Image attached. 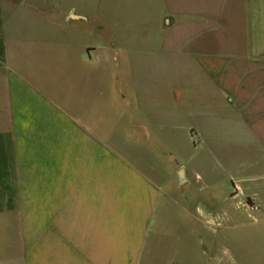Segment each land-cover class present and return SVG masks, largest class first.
I'll return each mask as SVG.
<instances>
[{
	"label": "crops",
	"instance_id": "0c3cea01",
	"mask_svg": "<svg viewBox=\"0 0 264 264\" xmlns=\"http://www.w3.org/2000/svg\"><path fill=\"white\" fill-rule=\"evenodd\" d=\"M188 138L264 220V0H0V264H243L153 235L202 176L150 154Z\"/></svg>",
	"mask_w": 264,
	"mask_h": 264
},
{
	"label": "rangeland",
	"instance_id": "374dc122",
	"mask_svg": "<svg viewBox=\"0 0 264 264\" xmlns=\"http://www.w3.org/2000/svg\"><path fill=\"white\" fill-rule=\"evenodd\" d=\"M85 38L78 37L82 40ZM130 38L122 37L124 43L135 44L134 39L131 41ZM76 53L73 48L72 54ZM178 144L180 145L162 149L160 152L154 150L150 154L158 169L167 173L177 166L176 162H179L186 167L190 165L191 169L193 167L202 178L196 181V185L190 188V191L188 187L184 191L183 202L188 207V213L182 216L181 211L167 207L165 197L161 198L153 235L173 242V239L178 237H188V248L192 252L201 251L209 259L217 252L222 253L221 241L227 238L230 242L229 248L241 256V263L264 264V220L256 222L246 214L243 216L237 210V204H233L231 208L232 204L226 197L229 192L226 188H229L230 184L225 185L221 178L223 171L221 159L226 154V149L206 147L198 142L194 144L189 138ZM146 150L141 149L145 154ZM247 159L249 157L244 160ZM246 166L250 167L249 164ZM248 203L250 205L253 202ZM178 222L181 226H178ZM207 224H213L215 227L211 228Z\"/></svg>",
	"mask_w": 264,
	"mask_h": 264
},
{
	"label": "water",
	"instance_id": "95a60500",
	"mask_svg": "<svg viewBox=\"0 0 264 264\" xmlns=\"http://www.w3.org/2000/svg\"><path fill=\"white\" fill-rule=\"evenodd\" d=\"M179 175H180V177H184V175H183V170H180V172H179Z\"/></svg>",
	"mask_w": 264,
	"mask_h": 264
}]
</instances>
